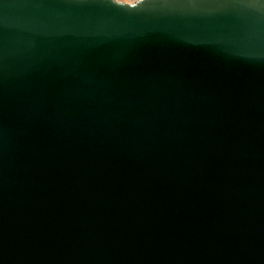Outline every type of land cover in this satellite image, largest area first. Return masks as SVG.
<instances>
[{
	"label": "water",
	"instance_id": "obj_1",
	"mask_svg": "<svg viewBox=\"0 0 264 264\" xmlns=\"http://www.w3.org/2000/svg\"><path fill=\"white\" fill-rule=\"evenodd\" d=\"M0 264H264V0H0Z\"/></svg>",
	"mask_w": 264,
	"mask_h": 264
},
{
	"label": "rangeland",
	"instance_id": "obj_2",
	"mask_svg": "<svg viewBox=\"0 0 264 264\" xmlns=\"http://www.w3.org/2000/svg\"><path fill=\"white\" fill-rule=\"evenodd\" d=\"M125 1H133V0H125Z\"/></svg>",
	"mask_w": 264,
	"mask_h": 264
}]
</instances>
